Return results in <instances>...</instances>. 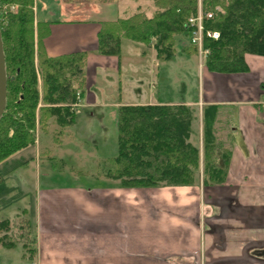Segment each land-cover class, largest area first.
Segmentation results:
<instances>
[{"label":"crops","instance_id":"0c3cea01","mask_svg":"<svg viewBox=\"0 0 264 264\" xmlns=\"http://www.w3.org/2000/svg\"><path fill=\"white\" fill-rule=\"evenodd\" d=\"M70 2L35 0L34 11L37 23L50 24L44 39L49 56L87 52L77 113L114 119L124 104L190 105L195 109L190 141L200 145L211 117L219 162L226 170L216 184L204 183L206 176L197 172L191 185L129 188L104 176L99 166L106 158L92 154L98 173L64 169L74 184L58 186L48 184L53 176L41 146L31 145L0 168L29 154L20 176L37 183L45 178L21 208L33 247L18 253L17 246L0 243V264H264V56L247 54L248 71L242 73L206 70L195 95L187 92L185 80L178 82L175 60H159L155 48L126 39L120 56L96 52L101 23L130 16L135 13H128L130 8L118 0L84 6ZM184 51L180 57L188 59ZM160 82L175 89L180 84L184 93L155 98L152 89ZM76 119L73 127L79 115ZM73 127L65 129L62 142L44 147L52 160L65 164L71 159L74 167L80 165L76 150L83 144L77 136L69 143ZM10 177L18 176H0V186ZM83 177L93 184L81 185ZM10 197L0 193V222L9 220L8 227L19 214ZM4 235L0 232V238Z\"/></svg>","mask_w":264,"mask_h":264},{"label":"trees","instance_id":"16d2710c","mask_svg":"<svg viewBox=\"0 0 264 264\" xmlns=\"http://www.w3.org/2000/svg\"><path fill=\"white\" fill-rule=\"evenodd\" d=\"M156 11H138L127 17L101 23L96 52L120 56L124 39L153 46L157 57L170 60L175 54V36L186 35L188 18L198 12L216 11L204 21L205 31H218L219 38H203L209 49L207 68L217 73L248 71L247 54L264 56V0H153ZM35 0H0V26L7 71V103L0 119V164L34 145L38 126L54 119L62 128L72 124L70 98L77 103L82 90L69 89L67 74L83 75L87 52L56 57L47 54L44 39L49 22H36ZM3 5H16V12ZM195 51L196 47L192 46ZM79 61V62H78ZM79 63V64H78ZM42 82V91L39 81ZM216 109H213V113ZM212 112V111H211ZM204 124L203 154L189 141L193 111L185 104L122 105L118 109V153L102 165L104 174L119 179L125 187L191 185L203 166L204 183H220L226 165L219 162L211 130ZM224 159L227 161L226 154ZM0 222V230L8 228ZM3 242L0 238V242Z\"/></svg>","mask_w":264,"mask_h":264},{"label":"rangeland","instance_id":"374dc122","mask_svg":"<svg viewBox=\"0 0 264 264\" xmlns=\"http://www.w3.org/2000/svg\"><path fill=\"white\" fill-rule=\"evenodd\" d=\"M67 1H71L72 2L71 5L84 6V5H88V2L90 1L106 2L108 0H67ZM118 2L130 8V12L128 13H133V12L136 13L135 9H137L136 7L138 5H139L138 11H144L147 15H152L156 11L153 0H118ZM10 6L11 5H3L2 7V13L4 14L3 16L6 17L7 10L11 11ZM17 9L12 10L11 12H16ZM215 11L223 12V8L221 6H217ZM188 39L189 37H187L186 35L175 36V54L173 58H171L170 60H164L161 58H158V59L161 61H174L175 60V66H176L175 68L178 71V82L181 80H185V82L188 83L187 92H190L196 95L199 89V85H198L199 75H201L202 73H204L206 70H209V69L206 66L207 59L206 58L202 59L200 57V55L198 54V49L196 48V51H195V49L192 47L194 45L190 43V40L188 43ZM148 48H154V47L149 46ZM179 51H182V52L184 51L185 54H187L188 59L184 58L185 56L180 57L181 55L179 54ZM82 79H83V75L80 73H77L75 76L67 74L65 82L69 89L76 88L79 91L80 90L85 91V83L82 86H80V81ZM84 82H85V77H84ZM39 89L42 91L41 79L39 81ZM176 92H177V95L179 96L182 95L184 93V87L180 86L179 84L178 87H176L175 89V86L172 84L168 86L163 83L161 84L160 82L159 85H156L152 89V93L156 94L155 98H160V99L170 98V96H172V94H176ZM67 103L70 104L71 110L74 112V116H75L72 124L69 126H66L65 128H62L57 122H55L54 119H50L48 122V125L45 128H41L38 126L37 139L35 142L36 145L38 143L41 146L40 148L41 158H43L42 156H46L43 159L49 160L48 162L49 170L52 172V174L50 175H52L53 177L50 178V180H48L49 181L48 184L58 185V186L74 184L72 180L70 179V177L68 176V174H64L62 172L64 171V169L74 168L76 171L79 169V170L86 172L88 175L92 174L93 176H94L95 171L96 173H98L99 172V169L97 167L98 159H96L92 154L94 155L97 154L101 158L102 157L106 158L105 160H103V162H101L99 166L101 173L104 176H106L104 174L102 165L106 162L108 158H112L116 156L118 153V124H117L118 113H117V117L114 119L113 117L111 118L106 117L105 119H102L100 117L86 118L85 113H82V114L77 113L78 109H80V106L78 105L79 101L77 103H74V102L70 103V98L68 97V100L64 102L62 105H66ZM156 104H163V103H156ZM156 104H145V105H156ZM124 105H128V104H124ZM133 105H141V104H133ZM186 106L189 107V109L193 111V120H192V124H193V121L195 118V113H194L195 109L192 108L190 105H186ZM76 115H79V123L77 126L73 127L75 121L77 120ZM67 127L69 128L73 127V129L76 132V133H72L69 136L71 138V140H69V143H72L70 141H73V139L76 138L77 136L78 139L80 140L77 143L80 142L83 144L82 150L81 148L76 150V152L79 153V158L76 160V161H79L78 162L80 163L79 166L75 165L73 167L74 162L71 161V159L65 160V164H63L61 161L52 160V157H53L52 153H50V150H48L47 148L45 150V147H44L45 145H49V144L51 145V143L58 144L59 142H62L63 136L65 134V129ZM190 137H189V141H190ZM39 138H40V141H39ZM195 146L199 147L201 151V156H202L203 154V133H202V139H201L200 145H195ZM34 154H31V155H34ZM27 158L28 159L30 158L29 154H22L20 157L13 158L10 163L8 162L9 164H5V166H1L0 168V176L2 177L7 176V174H14V176H16L17 174L18 176L17 179L13 177L12 178L10 177L9 179L3 178L5 181L1 182V186H0V193L6 194L7 192H9V194H11V197H10L11 204L12 205L17 204L19 208V214L13 217L12 226L6 229L4 228V230L2 229L0 231L1 234L3 235L5 232H7V234L3 236L5 237L2 239L3 242L1 241L0 243L6 248H14V246H17L18 253H22L21 250H23V248H26L27 250L28 247L30 248L33 247V245L31 244L32 236H31V231L29 230V226H28L29 223H28V220L25 214H23L25 212L21 210V208H23L24 206H26V204L29 203V201L31 200L32 192L36 191L37 185L39 186L41 184L42 185L45 184L44 183L45 178L41 181V183H37L36 179L34 181H30L27 177L26 179L20 176V174L25 173V170L22 169L23 166L21 164L24 163ZM34 158H35V155H34ZM64 166L65 168H63ZM197 172L202 174L203 172L202 163H201L200 168L196 170V173ZM80 184L88 187V186H91L93 183L92 181H89V180L86 181L83 177ZM162 185L163 184L159 186H162ZM129 188H141V187H129ZM6 221L10 223L9 220H6ZM185 262H186L185 260L177 261L178 264H185Z\"/></svg>","mask_w":264,"mask_h":264},{"label":"built area","instance_id":"2783aa9c","mask_svg":"<svg viewBox=\"0 0 264 264\" xmlns=\"http://www.w3.org/2000/svg\"><path fill=\"white\" fill-rule=\"evenodd\" d=\"M17 9L16 5H11L10 10ZM216 15V11H208L205 12L202 10L201 4H199L198 12L188 18L186 28L189 30V40L192 45H194L198 49V54L200 57L206 58L209 53V49L205 48L203 46V38L206 34L208 37L212 38H219V32L218 31H205L204 28V21L213 19Z\"/></svg>","mask_w":264,"mask_h":264},{"label":"water","instance_id":"95a60500","mask_svg":"<svg viewBox=\"0 0 264 264\" xmlns=\"http://www.w3.org/2000/svg\"><path fill=\"white\" fill-rule=\"evenodd\" d=\"M7 103V71L0 26V119L3 116Z\"/></svg>","mask_w":264,"mask_h":264}]
</instances>
